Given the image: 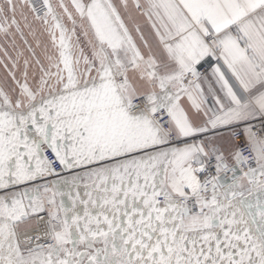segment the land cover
<instances>
[{"label": "snow or ice", "instance_id": "6c2138e0", "mask_svg": "<svg viewBox=\"0 0 264 264\" xmlns=\"http://www.w3.org/2000/svg\"><path fill=\"white\" fill-rule=\"evenodd\" d=\"M0 67V264H264V0H0Z\"/></svg>", "mask_w": 264, "mask_h": 264}, {"label": "rangeland", "instance_id": "374dc122", "mask_svg": "<svg viewBox=\"0 0 264 264\" xmlns=\"http://www.w3.org/2000/svg\"><path fill=\"white\" fill-rule=\"evenodd\" d=\"M18 19H19V16L17 17ZM42 39H45V38H42ZM29 40H30V42H31V38L29 37ZM33 46H35L34 45V43H33ZM11 51V50H10ZM38 52H39V50H37ZM4 76V71H3V68L2 67H0V78H2Z\"/></svg>", "mask_w": 264, "mask_h": 264}]
</instances>
